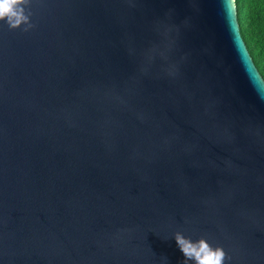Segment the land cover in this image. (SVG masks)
Returning a JSON list of instances; mask_svg holds the SVG:
<instances>
[{
	"label": "water",
	"instance_id": "water-1",
	"mask_svg": "<svg viewBox=\"0 0 264 264\" xmlns=\"http://www.w3.org/2000/svg\"><path fill=\"white\" fill-rule=\"evenodd\" d=\"M26 12L0 21V264H183L176 232L264 264V79L232 0Z\"/></svg>",
	"mask_w": 264,
	"mask_h": 264
},
{
	"label": "clouds",
	"instance_id": "clouds-1",
	"mask_svg": "<svg viewBox=\"0 0 264 264\" xmlns=\"http://www.w3.org/2000/svg\"><path fill=\"white\" fill-rule=\"evenodd\" d=\"M31 0H0V21L7 24L9 30L20 28L21 25L25 27L23 31H28L33 27L30 22L31 12H26V7L30 4ZM246 47L247 38L242 37ZM248 51L252 54V58L255 59L256 53L248 47ZM261 67V73L264 74V67ZM175 243L178 249L181 251L184 261L183 264H224L226 253L222 247H213L204 238L192 240L185 237L180 232H176L173 235Z\"/></svg>",
	"mask_w": 264,
	"mask_h": 264
},
{
	"label": "trees",
	"instance_id": "trees-1",
	"mask_svg": "<svg viewBox=\"0 0 264 264\" xmlns=\"http://www.w3.org/2000/svg\"><path fill=\"white\" fill-rule=\"evenodd\" d=\"M234 4L236 7V14H237L240 33L242 37L247 38L248 47H251V49L255 51L256 53L255 59L253 58L252 59L264 79V74L261 73L260 58L256 52V49L258 48L260 43L258 38L259 29H260V18H261V8H260L259 0H256V2L251 5L248 4L247 2H242V0H235ZM250 17L252 18V22L248 23V19ZM254 35L257 37L255 43H253L252 41V37ZM250 55L252 57L251 53Z\"/></svg>",
	"mask_w": 264,
	"mask_h": 264
},
{
	"label": "snow or ice",
	"instance_id": "snow-or-ice-1",
	"mask_svg": "<svg viewBox=\"0 0 264 264\" xmlns=\"http://www.w3.org/2000/svg\"><path fill=\"white\" fill-rule=\"evenodd\" d=\"M233 3H235V0H232ZM242 2H247L248 4H253L256 2V0H242ZM260 8H261V18H260V29H259V46L256 49L257 54L260 58V64L262 67H264V0H259ZM252 22V18L250 17L248 19V23ZM257 37L254 35L252 37L253 43H255V40Z\"/></svg>",
	"mask_w": 264,
	"mask_h": 264
}]
</instances>
